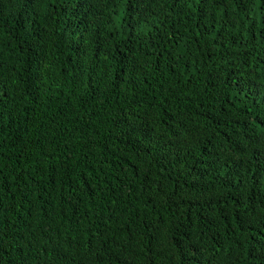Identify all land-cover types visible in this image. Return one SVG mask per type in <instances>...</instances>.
<instances>
[{
    "label": "trees",
    "instance_id": "16d2710c",
    "mask_svg": "<svg viewBox=\"0 0 264 264\" xmlns=\"http://www.w3.org/2000/svg\"><path fill=\"white\" fill-rule=\"evenodd\" d=\"M0 264H264V0H0Z\"/></svg>",
    "mask_w": 264,
    "mask_h": 264
}]
</instances>
